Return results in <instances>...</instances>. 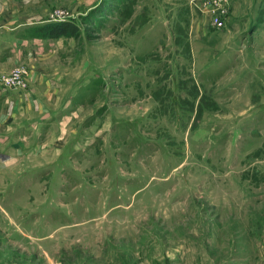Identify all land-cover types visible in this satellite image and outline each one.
Listing matches in <instances>:
<instances>
[{"label":"rangeland","instance_id":"1","mask_svg":"<svg viewBox=\"0 0 264 264\" xmlns=\"http://www.w3.org/2000/svg\"><path fill=\"white\" fill-rule=\"evenodd\" d=\"M15 16L60 42L0 85L68 121L0 155V264H264V0H0Z\"/></svg>","mask_w":264,"mask_h":264},{"label":"crops","instance_id":"2","mask_svg":"<svg viewBox=\"0 0 264 264\" xmlns=\"http://www.w3.org/2000/svg\"><path fill=\"white\" fill-rule=\"evenodd\" d=\"M43 23L46 21L24 19L20 16L2 22L0 24V60L10 57L22 58L27 55L45 56L50 53L52 44L60 41L52 37L34 34L33 29L38 27L36 25ZM39 79V77H35V83H32L31 86L41 88V83L37 82ZM34 99L42 100V96L29 95L17 89L3 88L0 85V108L5 103L13 101L12 114L16 115V120L7 127H3L4 121L0 119V155L11 158L12 155L26 153L28 154L27 157H32V154L35 155L38 151L39 144L45 140L49 142L52 139L50 138L52 134H49L51 131L59 128L60 134L63 133L62 123H66L68 119L66 112L62 110V106L59 107L58 112L37 111L33 109L31 104ZM65 105L63 108H66ZM32 112L36 115L30 118ZM1 118L3 119L4 116L1 115ZM54 137L56 138L52 140L56 141L59 136ZM23 171L21 170L20 174L18 173L16 176L23 175Z\"/></svg>","mask_w":264,"mask_h":264},{"label":"built area","instance_id":"3","mask_svg":"<svg viewBox=\"0 0 264 264\" xmlns=\"http://www.w3.org/2000/svg\"><path fill=\"white\" fill-rule=\"evenodd\" d=\"M208 7V5H207ZM216 9V6L213 5V7L211 8H208V9H205L204 11H213ZM0 83L5 86V87H9V88H15L17 87V83L12 81V80H9V79H6V78H1L0 79Z\"/></svg>","mask_w":264,"mask_h":264},{"label":"trees","instance_id":"4","mask_svg":"<svg viewBox=\"0 0 264 264\" xmlns=\"http://www.w3.org/2000/svg\"><path fill=\"white\" fill-rule=\"evenodd\" d=\"M41 30H42V27H37V28H34V29H33L35 35H39V36H48V37H51V36L54 37V36H56V34H55V35L42 34V33H40ZM175 38H176V37H175Z\"/></svg>","mask_w":264,"mask_h":264}]
</instances>
